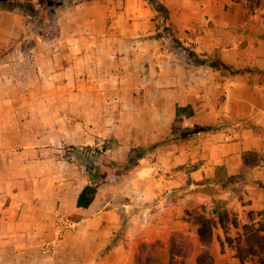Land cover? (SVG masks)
<instances>
[{
  "label": "crops",
  "instance_id": "crops-1",
  "mask_svg": "<svg viewBox=\"0 0 264 264\" xmlns=\"http://www.w3.org/2000/svg\"><path fill=\"white\" fill-rule=\"evenodd\" d=\"M67 6L32 45L22 11L0 8V264H134L153 242L167 264L181 239L189 262L262 260L264 0ZM154 143L77 206L86 165Z\"/></svg>",
  "mask_w": 264,
  "mask_h": 264
},
{
  "label": "trees",
  "instance_id": "trees-1",
  "mask_svg": "<svg viewBox=\"0 0 264 264\" xmlns=\"http://www.w3.org/2000/svg\"><path fill=\"white\" fill-rule=\"evenodd\" d=\"M0 8L6 9V10H13V9H20L23 13L22 5L18 2V0H0ZM155 9L157 12L161 13V16L163 19L167 17L166 10L162 5H155ZM24 21L26 22L27 19ZM43 32V31H42ZM40 36V35H39ZM49 34H47V38ZM41 37V36H40ZM44 38V37H43ZM38 41L43 42L45 39L38 38ZM187 54L190 58L193 59L196 63L199 64H208L213 67L221 66L222 68H229L227 65L223 64L219 59L214 58L211 60L207 59H201L199 58L195 53L186 50ZM230 69V68H229ZM241 70H235L233 69V72H240ZM176 113L178 114H185L190 115L192 113V110L189 106L186 107H176ZM159 143L150 144L148 146H145L143 148H135L130 151L128 155V159L126 163L122 165L123 169H126L127 167L134 164L136 157L142 155L146 151H150L157 147ZM110 166V165H109ZM109 166H103V165H96L92 164L91 166L86 165V171L89 175L90 184L85 185L82 190L80 191L78 197H77V206H83L86 207L91 203L93 200L95 193H96V184L104 178V176L107 174L106 167ZM111 167H114L111 164ZM111 167H109L111 169ZM109 170V169H108ZM214 206H213V212L216 214L218 213V210L220 208H223L224 202L218 199L213 200ZM182 246L181 248H175L174 246L170 249V259L167 264H210V261L207 259L206 255H202L195 262H189L185 257L189 256L191 252V246L185 239H181ZM160 244L158 242L153 243H144L141 244L139 247V250L135 256L134 264H164L163 260L158 256V252L160 249ZM261 264H264V258L260 260Z\"/></svg>",
  "mask_w": 264,
  "mask_h": 264
},
{
  "label": "rangeland",
  "instance_id": "rangeland-1",
  "mask_svg": "<svg viewBox=\"0 0 264 264\" xmlns=\"http://www.w3.org/2000/svg\"><path fill=\"white\" fill-rule=\"evenodd\" d=\"M18 2L22 5V9L24 10L23 15L25 20L27 19L24 29V44H36L39 42L37 37L45 39L43 43L47 44L50 38L56 35L60 28L58 27V21L59 17L68 8L67 0H18ZM47 34H49V38H47ZM109 145L111 146L113 144L110 142ZM93 154H96V152H93ZM111 164L114 166V171L121 172L123 170L122 165L114 164L113 162L105 166L110 165L109 167H111ZM109 167H106L107 169L105 170L108 171V169H110ZM250 241L252 243L250 248L257 252L260 247L257 245L258 239L255 234L251 236ZM247 264H261V262L260 260H255L248 261Z\"/></svg>",
  "mask_w": 264,
  "mask_h": 264
},
{
  "label": "built area",
  "instance_id": "built-area-1",
  "mask_svg": "<svg viewBox=\"0 0 264 264\" xmlns=\"http://www.w3.org/2000/svg\"><path fill=\"white\" fill-rule=\"evenodd\" d=\"M66 224H67V221L61 219V217H60V220L58 221V227H59V229H61V228H62L63 226H65Z\"/></svg>",
  "mask_w": 264,
  "mask_h": 264
}]
</instances>
